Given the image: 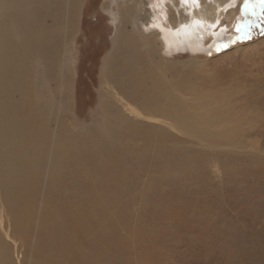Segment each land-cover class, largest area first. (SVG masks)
<instances>
[{
  "label": "rangeland",
  "instance_id": "1",
  "mask_svg": "<svg viewBox=\"0 0 264 264\" xmlns=\"http://www.w3.org/2000/svg\"><path fill=\"white\" fill-rule=\"evenodd\" d=\"M156 4L164 5V13H159ZM199 4L202 6L201 0ZM207 4L205 10L209 5L228 8L222 10L219 21L215 19L219 24L197 50L186 49L177 56L167 55L162 30L156 23L159 19L172 28L184 22L188 13L180 0H24L14 4L22 13L17 41L27 45L21 44L25 48H20L23 58L36 49L30 48V42L37 31H61L65 53L57 61L58 72L38 67L33 78L39 93L45 87L54 89L57 75L62 83L55 101H50L47 94L53 106L50 116L54 140L62 132L74 140L80 137L104 145L110 136L106 130L109 118L102 109H120L125 118L120 122L126 133L124 143L113 142L116 151L107 166L95 165L88 157L74 168L77 158L84 154L80 148L70 158L72 191L82 188L80 197L94 206L95 214L99 213L98 204L105 208L104 221L99 225L91 220L94 223L90 221L88 230L92 233L87 237L79 228L76 261L264 264V0H207ZM6 11L3 7L0 17ZM213 15L209 10L208 19L213 20ZM15 18L18 23L19 17ZM137 31L154 51L148 60L153 74L179 81L183 93L188 89L190 95H184L185 101L196 113L220 115L219 125L211 128V134L218 136L202 139L130 113L129 102L117 90V82L110 79L107 68L116 55L128 52L121 39L139 37ZM136 50L141 54L137 58L148 51L142 43ZM161 63L168 69L161 71ZM130 115L135 118L132 120L142 117L144 124L173 131H169L173 137L154 135L144 140L133 136L131 124L122 125L130 121ZM104 147L110 145L105 143ZM114 167L115 175H108ZM80 181H84L82 187ZM36 201L24 243L19 236L10 237L16 225L8 213L7 198L0 193V242L7 243L11 264H44L53 254L50 240L39 237L44 203L40 198ZM108 240L111 244L105 245ZM44 246L49 250L48 257L39 252Z\"/></svg>",
  "mask_w": 264,
  "mask_h": 264
},
{
  "label": "bare ground",
  "instance_id": "2",
  "mask_svg": "<svg viewBox=\"0 0 264 264\" xmlns=\"http://www.w3.org/2000/svg\"><path fill=\"white\" fill-rule=\"evenodd\" d=\"M7 1L13 2V5ZM23 1L0 0L4 9L7 10L0 17V193L7 198L8 213H11V220L16 225L10 237L19 236L25 243V237H28L30 233L27 231V227H29L28 223L32 218L33 213L31 211L34 209L36 200L39 201L40 198L44 203V208L42 207L41 210L44 214L42 212L43 217L40 219L39 230L41 232L39 237L45 236L50 240L49 242L52 244L50 248L53 252L49 258H46L44 264H88L85 262L87 260L85 258L80 262L75 260L77 257L75 245L79 239L76 237L80 233L78 230L79 228L83 230V237H87L89 232L92 233L90 228L88 230V227L92 226L91 222L93 221L91 220H96L100 225L103 219L102 211L105 213L102 209L105 208L98 204L96 207H98L99 213L95 214L92 211L95 210L94 206L92 205V207L85 199L80 197L83 195L82 188L72 191L70 158L74 153L79 152L80 148L84 154L80 158L76 157L77 164L73 166L74 168L78 166L79 162L85 163L88 157L95 161V165L103 166L106 164L107 166L108 159L110 161V156L114 155L116 151L113 142L124 143L123 137L126 133L123 128H120V122L124 117L119 113L120 109L113 110L110 107L102 109V112L105 113L104 116L109 118V120H106V130L110 136L107 139L105 138V143L110 145V147H106L107 149L104 147L105 143L104 145H98L99 143L96 141L92 144V141L81 140L80 137L74 140V138L66 136L62 132H59L56 140H54L52 135L53 120L50 116L53 106L50 101H55L57 91L62 83L57 75L55 81H53L55 88L50 90L45 87L43 92L39 93V90L37 91L35 88L36 82L33 78L38 67H43L44 70L46 68L52 69L55 73L58 72L57 61L64 57L63 54L65 53V50H62L61 31L59 29L37 31L34 38H32V42H30V48L36 46V49L29 51L23 58L22 52L24 50L21 52L20 48H22V45L27 48V45L17 41L21 29L19 25L22 13L14 5ZM180 2L183 4L184 11L188 13V17L184 22L180 21L178 26L172 28L164 26L159 22V19L156 23L162 30L161 38L165 44L164 50L169 56H177L178 52L186 51V49L197 50L204 38L212 35L213 30L219 24V22L215 23V19L218 17L219 21L222 10L228 8L224 9L223 5L216 7L209 5V8L205 10L208 7L207 0H201L202 6L199 4L200 0H180ZM163 6L160 4L154 5L159 9V13H164ZM3 7L0 8V11ZM200 7H202V10L198 12ZM209 10L214 13L213 20H209L207 17ZM16 16L19 17L18 23ZM4 25L6 27H3ZM136 35L139 37L131 35L128 39H121L122 46H126L128 52H126V55H116L110 61L112 63L111 67L107 68V71H110V79L117 82V90L129 102L130 113L136 117L144 116L150 120L158 121L161 126L170 124L180 132L195 133L202 139L218 136L211 134V128L219 125L218 122H221L220 115L217 113L211 114L210 112L204 115L196 113L193 105L185 101L184 95L190 93L188 89L187 91L185 89L186 92L183 93L179 81L167 80L157 73L153 74L152 65L148 66V60L151 53L154 54V51L149 50L150 45L146 38L140 35V32L137 31ZM15 41L19 46L22 45L17 46ZM140 41L148 51L142 55V58H137L141 55L136 50V46L141 45ZM216 42L218 43L217 39ZM24 47L22 49H25ZM15 55L17 56L15 57ZM143 63L145 65L138 69V66ZM159 69L164 71L168 67L161 63ZM180 92L182 95H180ZM129 117L130 121L123 122L122 125L129 126L131 124L133 129L130 134L135 137L144 140L150 139L154 135L159 136L161 139L173 137L169 133L170 130L163 131L157 125L144 124L142 117L141 120H132L133 116L131 117V115ZM63 129L64 127H61V131ZM170 132L174 133L173 131ZM52 142L55 143L54 149L51 148ZM123 149L125 153H128L125 148ZM173 162L175 164L176 161L173 160ZM163 163L164 170H166L167 160ZM115 171L116 168L111 169L108 175L114 176ZM95 176L97 175L95 174ZM45 177H47L46 180H44ZM107 179H109V176ZM43 180L46 181V185H44L45 188L42 191ZM164 180L162 181L165 182ZM110 182H112V179ZM83 184L84 181H80L81 187ZM151 184L152 182L149 186ZM24 186L26 187L25 192L23 191ZM103 191L105 193V190ZM108 195L107 197H109ZM76 198H79L78 201ZM75 202L78 203L76 204L78 207L73 205ZM98 203L100 202L98 201ZM111 241H106L105 245L111 244ZM3 243L0 242V264H11L7 243ZM81 248L86 250L84 245ZM48 251L47 247L44 246L40 248L39 252L41 255L48 257Z\"/></svg>",
  "mask_w": 264,
  "mask_h": 264
}]
</instances>
